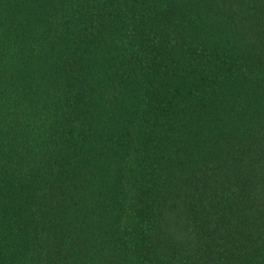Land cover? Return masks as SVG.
Segmentation results:
<instances>
[{"label": "trees", "instance_id": "16d2710c", "mask_svg": "<svg viewBox=\"0 0 264 264\" xmlns=\"http://www.w3.org/2000/svg\"><path fill=\"white\" fill-rule=\"evenodd\" d=\"M0 264H264V0H0Z\"/></svg>", "mask_w": 264, "mask_h": 264}]
</instances>
